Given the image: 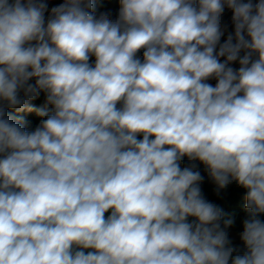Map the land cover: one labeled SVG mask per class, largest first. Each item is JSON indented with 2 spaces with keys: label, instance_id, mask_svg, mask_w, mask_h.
I'll list each match as a JSON object with an SVG mask.
<instances>
[{
  "label": "clouds",
  "instance_id": "9594fccd",
  "mask_svg": "<svg viewBox=\"0 0 264 264\" xmlns=\"http://www.w3.org/2000/svg\"><path fill=\"white\" fill-rule=\"evenodd\" d=\"M262 216L264 0H0V264H264Z\"/></svg>",
  "mask_w": 264,
  "mask_h": 264
},
{
  "label": "trees",
  "instance_id": "16d2710c",
  "mask_svg": "<svg viewBox=\"0 0 264 264\" xmlns=\"http://www.w3.org/2000/svg\"><path fill=\"white\" fill-rule=\"evenodd\" d=\"M61 2L62 0H54L53 6H56ZM254 2H256V0H254ZM94 4L97 13L111 12L113 14V17H115L119 9V0H94ZM48 6L50 9L51 6L49 4ZM223 19L224 21L229 22L228 32H231V11L226 10ZM228 32H225L224 35L221 37V43H223V41L227 38ZM233 67L238 68V63L234 64ZM30 103L34 108L42 107L44 105L43 93H41V95L37 99L31 101ZM9 114L17 119L22 118L25 122H27V125L30 129L35 128L39 124L41 119L36 115L35 111L29 112L26 109L24 111L10 109ZM197 170L200 171L201 175L204 177V181L201 184V189L204 197L208 201L222 208L224 212V220H233V224L229 229H231L236 234L242 233L243 221L247 216V213L244 208V205L246 203V190L238 187L235 182L227 186L225 189L217 190L215 184L209 179L204 166L202 164H199L198 162ZM261 219L264 220V216H262ZM221 223L223 225V220Z\"/></svg>",
  "mask_w": 264,
  "mask_h": 264
},
{
  "label": "rangeland",
  "instance_id": "374dc122",
  "mask_svg": "<svg viewBox=\"0 0 264 264\" xmlns=\"http://www.w3.org/2000/svg\"><path fill=\"white\" fill-rule=\"evenodd\" d=\"M47 2H48V4L52 7L53 6V4H54V0H47ZM210 83H212V84H215V81H210ZM227 232H228V237H229V239L232 241V244L234 245V246H239V247H243V245H242V242H241V240H240V235H241V233L240 234H236V233H234L231 229H227Z\"/></svg>",
  "mask_w": 264,
  "mask_h": 264
}]
</instances>
